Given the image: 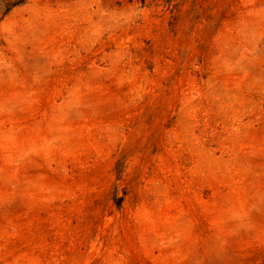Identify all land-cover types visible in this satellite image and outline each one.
I'll return each instance as SVG.
<instances>
[{
	"label": "rangeland",
	"instance_id": "374dc122",
	"mask_svg": "<svg viewBox=\"0 0 264 264\" xmlns=\"http://www.w3.org/2000/svg\"><path fill=\"white\" fill-rule=\"evenodd\" d=\"M0 0V264H264V0Z\"/></svg>",
	"mask_w": 264,
	"mask_h": 264
},
{
	"label": "trees",
	"instance_id": "16d2710c",
	"mask_svg": "<svg viewBox=\"0 0 264 264\" xmlns=\"http://www.w3.org/2000/svg\"><path fill=\"white\" fill-rule=\"evenodd\" d=\"M26 0H8L7 2V12L10 11L11 8L17 6L19 4L24 3Z\"/></svg>",
	"mask_w": 264,
	"mask_h": 264
}]
</instances>
